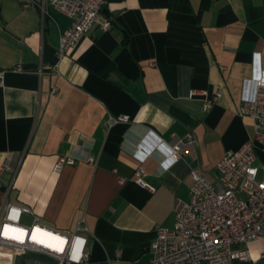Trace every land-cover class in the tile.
<instances>
[{"label":"crops","instance_id":"1","mask_svg":"<svg viewBox=\"0 0 264 264\" xmlns=\"http://www.w3.org/2000/svg\"><path fill=\"white\" fill-rule=\"evenodd\" d=\"M26 1L0 0V70L25 69L6 71L0 85V207L12 180L8 200L43 224L88 229L86 264H151L155 228L173 225L176 198L190 199V169L213 180L225 151L254 138L237 107L248 80L264 81V0H105L60 59L59 34L71 20L50 8L41 30ZM106 20L110 29L101 26ZM202 91L221 93L208 112ZM119 115L129 122L108 124ZM189 132L197 145L165 169L166 146ZM58 156L78 160L55 172ZM137 168L153 191L134 182ZM248 250L258 259L263 240ZM0 264L57 261L0 247Z\"/></svg>","mask_w":264,"mask_h":264},{"label":"built area","instance_id":"2","mask_svg":"<svg viewBox=\"0 0 264 264\" xmlns=\"http://www.w3.org/2000/svg\"><path fill=\"white\" fill-rule=\"evenodd\" d=\"M105 0H27L24 5L37 9L41 30L49 9H54L71 20L69 27L59 34L57 57L74 49L89 31L101 13ZM110 29L112 22L102 23ZM58 65H41L43 70H56ZM24 72L21 64L0 70V85L6 71ZM251 90L240 98L237 114L249 117L253 123L254 138L237 149L225 151L215 166L213 180L207 179L198 168L189 171L192 179L190 199L176 198L173 208V225L157 226L149 244L151 264H232L233 261L264 264V251L252 259L248 244L257 239L264 242V165L258 161L256 146L264 152V81L258 76L248 80ZM57 87L52 89V93ZM194 91L189 92L192 97ZM202 109L208 112L220 91L208 95L205 91ZM129 122L128 115L111 117L109 123ZM189 145H197L193 133H186L173 145L166 146L164 168L172 166L189 154ZM162 144L160 145V147ZM74 156H58L53 171L73 165ZM87 153L84 161L93 163ZM141 168L134 171V182L153 191L145 181ZM124 179L119 178V183ZM12 180L4 191L0 207V247L11 248L17 253H40L52 257L57 264H86L90 253L87 248L86 227H76L64 232L43 224L28 207L8 200ZM30 215L24 221V215Z\"/></svg>","mask_w":264,"mask_h":264}]
</instances>
